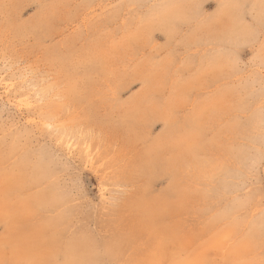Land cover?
I'll return each mask as SVG.
<instances>
[{
  "label": "rangeland",
  "instance_id": "obj_1",
  "mask_svg": "<svg viewBox=\"0 0 264 264\" xmlns=\"http://www.w3.org/2000/svg\"><path fill=\"white\" fill-rule=\"evenodd\" d=\"M0 264H264V0H0Z\"/></svg>",
  "mask_w": 264,
  "mask_h": 264
}]
</instances>
